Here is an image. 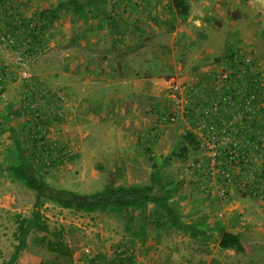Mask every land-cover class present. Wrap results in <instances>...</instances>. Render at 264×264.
<instances>
[{"label": "rangeland", "instance_id": "374dc122", "mask_svg": "<svg viewBox=\"0 0 264 264\" xmlns=\"http://www.w3.org/2000/svg\"><path fill=\"white\" fill-rule=\"evenodd\" d=\"M62 1L0 0V264L17 244L16 216L29 217L34 203L5 170L11 130L25 155L49 159L41 172L55 188L147 185L156 167L178 185L172 203L183 221L206 231L193 238L164 226L151 205L85 214L46 203L49 232L31 233L14 264H88L97 255L118 264L117 251L129 248L139 264H264V183L233 185L223 198V167L201 144L206 131H194L213 96L223 103L225 89L249 93L253 84L264 127V0H181L186 16L172 0H102L97 10L42 15ZM255 169L264 176L262 164ZM225 231L242 251L219 248Z\"/></svg>", "mask_w": 264, "mask_h": 264}, {"label": "trees", "instance_id": "16d2710c", "mask_svg": "<svg viewBox=\"0 0 264 264\" xmlns=\"http://www.w3.org/2000/svg\"><path fill=\"white\" fill-rule=\"evenodd\" d=\"M102 0H65L59 2L49 11H44L51 18H56L60 11L71 10L81 13L87 10H97ZM173 7L179 16H186L189 7L181 0H172ZM50 18V17H49ZM2 88L0 89V92ZM14 152L10 153L9 167L6 168L14 179L20 181L24 187L34 195V203L29 217L16 216V230L13 234L17 244L13 246V253L9 260L1 264H14L20 252L27 246V238L33 232L48 233L47 224L42 219L41 208L46 203H54L61 208L89 213H105L115 210L137 209L145 210L149 205L164 226L173 230L198 238L206 234L204 223H186L179 211L172 204L178 185L165 181L160 170L153 167L151 183L147 185H111L90 193H79L73 190L52 187L45 180L41 172L45 166L37 152L30 156L24 154L16 133L11 130ZM189 142L196 143L192 134L185 137ZM150 151V149H148ZM186 152L183 148L179 153H173L172 157L182 158L181 153ZM169 158V157H168ZM167 158V160H168ZM40 162V164H39ZM51 165V164H50ZM144 235L143 232H141ZM222 250L242 251L240 238L237 234L223 232L218 241ZM118 264H127L133 261V257H121ZM87 264V263H86ZM88 264H113L105 262L101 255L94 256Z\"/></svg>", "mask_w": 264, "mask_h": 264}, {"label": "built area", "instance_id": "2783aa9c", "mask_svg": "<svg viewBox=\"0 0 264 264\" xmlns=\"http://www.w3.org/2000/svg\"><path fill=\"white\" fill-rule=\"evenodd\" d=\"M227 73H220L218 79L226 80ZM256 84L250 87L249 93L247 91H231L225 89L223 96V103L216 96H213L205 108L206 118L199 119L194 123V131L200 134L206 131L208 139L201 143L204 148L211 151V156L216 165L215 160L218 159L223 167L220 171L218 180L221 182L223 188V198L227 195L228 188L237 185L244 190L249 188V183L261 184L264 183V176L258 173L255 169L257 163L264 166V127L261 122L257 121L255 115V104L259 101L256 92ZM214 86L210 87V92L216 94ZM231 108L237 110L236 115L231 113ZM228 115L232 119L237 116L236 125L233 121H227L224 117ZM218 124H211L213 120H220ZM232 135L236 140L229 141L228 137ZM223 145L220 147V144ZM45 166H50V161L47 157H40ZM251 191V188H250ZM117 253L122 254L121 257L134 256L133 249L118 250ZM133 257V262L137 264L138 261Z\"/></svg>", "mask_w": 264, "mask_h": 264}, {"label": "crops", "instance_id": "0c3cea01", "mask_svg": "<svg viewBox=\"0 0 264 264\" xmlns=\"http://www.w3.org/2000/svg\"><path fill=\"white\" fill-rule=\"evenodd\" d=\"M118 86H121V85H118ZM38 88V87H37ZM5 94H8V92H5ZM10 94V93H9ZM9 94H8V96H9ZM175 201H177V200H179V197H177L176 199H174ZM178 202H180V203H183V200L182 199H180V201H178ZM173 205H175V203L173 202L172 203ZM176 208V207H175ZM176 209H178V208H176Z\"/></svg>", "mask_w": 264, "mask_h": 264}]
</instances>
